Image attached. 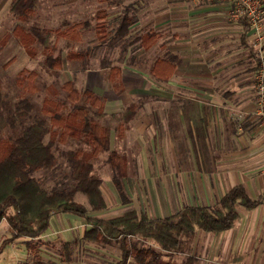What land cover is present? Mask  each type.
Masks as SVG:
<instances>
[{"label": "crops", "instance_id": "crops-1", "mask_svg": "<svg viewBox=\"0 0 264 264\" xmlns=\"http://www.w3.org/2000/svg\"><path fill=\"white\" fill-rule=\"evenodd\" d=\"M11 1L0 0V55L11 51L5 59L0 56V67L10 68L20 59L22 63L12 73L18 74L34 55L24 49L13 32L15 24H23L10 14ZM54 1L83 5L82 0ZM229 6L222 0L124 1L123 8L130 9L133 16L128 32L122 36L131 39L125 53L128 46L139 45L133 52L132 64L95 69L66 67L65 80L101 98L104 116H110L112 121L104 124L110 127V149L125 157L127 174L134 172L135 195H124L126 207L122 212L96 216L110 218L136 209L162 218L186 205L212 206L237 184L251 199L264 195V126L255 116L250 82L254 51L248 30L243 34L241 20L229 19ZM46 18L34 11L31 24ZM75 22L78 20L72 23ZM147 31L156 36L145 48L140 37ZM79 55L69 52L71 60ZM61 56V68L55 71L64 68L62 51ZM157 60L163 63L156 64V74L165 78L152 73ZM111 67L118 71L113 74ZM131 103V118L124 121L112 117V113ZM232 113H241V119L235 120ZM100 177L108 204L104 189L108 183ZM125 178L126 174L122 179ZM111 186L116 189L113 177ZM137 195L141 210L136 205L128 206ZM237 210L234 225L226 230L212 233L197 229L189 248L198 253L192 255L197 257L193 264H264V199L251 209L237 205ZM2 222L9 227L2 219L0 228ZM8 236L9 232L5 235L1 229L0 243ZM20 237L2 246L0 264H26L23 254L36 246L30 245L31 238L26 236L23 237L28 241L16 243Z\"/></svg>", "mask_w": 264, "mask_h": 264}, {"label": "trees", "instance_id": "trees-1", "mask_svg": "<svg viewBox=\"0 0 264 264\" xmlns=\"http://www.w3.org/2000/svg\"><path fill=\"white\" fill-rule=\"evenodd\" d=\"M37 1L12 0L9 6L10 14L15 19L25 20L34 15ZM105 16L103 10L94 15V18H99L95 22V29L100 40L105 39L106 27L103 21ZM94 18L75 23L65 19L62 21L66 24L64 29H49L39 25L37 21L26 29L17 23L13 27V32L27 52H34V43L40 45L44 55L41 68L50 72L52 69L61 68L62 64L61 49L53 36L79 40L80 30L92 24ZM240 20L245 34L249 28L248 22L244 17ZM132 21L133 16L125 11L115 28V35L124 36ZM155 36L156 33L153 31L145 32L140 37V44L148 48ZM254 57L256 58L255 53ZM158 63H163V60L155 62L152 73L159 78H165L166 75L156 74ZM111 71L114 74L118 68L111 67ZM35 75L36 72L23 68L15 80L21 84L24 79L30 81ZM62 87L67 91V98L75 103L73 110L64 112L61 101L44 97L41 106L43 115L24 126L14 137L0 139V220L5 219L10 227V236L1 241L0 249L19 236L31 239L40 236L49 227V219L53 213H71L84 218L86 224L90 226L84 232L86 239L103 244L118 243L120 257L114 264H193L192 255H187L182 262L177 263L163 259L162 254L186 252L195 238L197 229L212 233L226 230L234 225L238 216L237 205L251 209L264 199V195L256 199L249 198L244 187L237 184L212 206L186 205L162 218L148 216L136 209L126 210L121 215L110 218L87 214L85 206L73 196L78 191L82 192L92 210L105 207L101 191L102 179L94 167L97 156L106 153V162L115 170L113 183L122 196L124 194L121 179L126 174V159L110 149V127L89 117L85 106L77 103L81 95H84V99L96 107L94 115L102 118L105 112L101 98L90 89L78 91L71 80H65ZM3 103L0 100V114L3 111L1 108ZM29 107L26 99H20L12 112L23 115L25 112L22 109ZM133 108L134 105L131 103L122 111L112 113V117L126 121L133 116ZM44 114H48L47 117ZM6 118L12 125L14 119L10 110ZM69 137H83L91 146L89 151H83L78 146L60 150V154L70 165L72 186L43 187L33 172L41 168H55L58 144L65 142ZM132 237L154 242L158 250L152 245L139 246L136 240H130ZM129 257H132L133 261H129Z\"/></svg>", "mask_w": 264, "mask_h": 264}, {"label": "rangeland", "instance_id": "rangeland-1", "mask_svg": "<svg viewBox=\"0 0 264 264\" xmlns=\"http://www.w3.org/2000/svg\"><path fill=\"white\" fill-rule=\"evenodd\" d=\"M85 1L86 0L81 1L83 3L81 7L77 5L57 3L54 0L40 1L39 9L35 10V13H40V15L47 17L45 21L43 19L38 22L39 25L44 27L51 26L52 28L64 29L66 24L62 23V21L65 19H70L71 22L76 20H86L90 17L94 18L96 12L103 10L106 14V17L104 18L106 27L104 31L105 39L100 40L98 38L99 33L95 29V22L99 18H94L92 24L81 30V39H55L64 56V68L60 71L52 69L50 72H47L41 68L44 55L38 43H35V49L33 52L34 56L30 61L31 63L25 68L28 71L36 72L35 77L30 81L24 79L23 82L19 84L15 80L18 74H12L22 63L20 59L12 63L10 68L0 67V100L4 102V107L1 106L3 111L0 114V139L14 137L24 126L33 122L36 117L43 115L41 112V106L44 97H50L55 101H61L63 103L64 112L75 108V103L67 98V91L62 87V83L66 79L67 72L65 69L67 66L95 69L103 65L126 66L132 64L133 52L134 50H137L139 45L131 46L134 49L128 46L127 52L125 53L127 43L131 39H124L120 36H116L115 28L118 25L122 14L125 11L130 13V9L123 8L124 1L129 2L133 0H88L87 5H85ZM33 18L34 15L25 20H21L20 22L26 29H29L33 24H31ZM70 51L72 53H79L80 55L75 57L78 59L71 60V57L69 56ZM10 53L11 51L8 49L7 51L2 52L0 56L2 59H5ZM254 71L255 63L253 65L250 82L254 93L255 116L261 123V118L256 113L258 98L254 87ZM73 86L80 92L83 90L74 83ZM20 99H26L30 104L29 108L22 109L25 112L23 115L16 114L14 111L12 112L15 104ZM77 103L83 104L87 110L88 116L97 120L100 124L104 125L107 122H112L109 121L110 116L107 117L106 115V117L103 116L102 118L95 116L94 111L96 107L86 101L84 95H81ZM9 110L14 119L12 125L6 118ZM44 115L47 117L48 114ZM262 126H264V124H262ZM47 138L48 135L45 136V139ZM58 146L57 166L53 169L41 168L33 172V175L39 183L46 188H69L73 184V179L70 176V165L62 157L60 150L70 149L74 146L80 147L83 151H89L91 148V146L84 141L83 137H69L65 142L59 143ZM94 167L95 171L107 180L108 188L104 184V189L107 195L108 204L105 203V207L102 209L92 210L82 192H76L73 198L78 202L84 203L86 212L89 215L108 217L121 213L122 209L126 207L123 202L124 195L128 193L131 194L132 197L135 195L136 188L133 187L134 182L132 179L134 172L126 173V178L122 179L124 192H122V194H124L122 196L115 188L112 189L111 181L115 170L113 166L106 162V153H100L97 156L94 161ZM140 200L141 199H139V196L137 195L134 199L132 198L131 201H133V203L128 206H138ZM139 206L138 210H141ZM52 215V220L48 229L44 232V235L30 240V245L36 246V249H27V252L23 254L26 264H114V262L120 257V247L118 243H96L84 237V230L90 226L85 223L83 218L75 215L65 216L57 212ZM1 229H3L5 235H8V232L10 234V229L5 222H2L0 232ZM28 240L29 238L22 236L16 241V243L21 244ZM130 240H136L139 246L152 245L158 250L154 242L137 240L136 237H132ZM196 254L198 255V253L191 250L186 251L185 253H163L162 258L180 263L187 255ZM194 259H197V257H194ZM129 261H133L132 257H129Z\"/></svg>", "mask_w": 264, "mask_h": 264}, {"label": "built area", "instance_id": "built-area-1", "mask_svg": "<svg viewBox=\"0 0 264 264\" xmlns=\"http://www.w3.org/2000/svg\"><path fill=\"white\" fill-rule=\"evenodd\" d=\"M229 3V19L240 20L245 18L248 22V39L255 58V71L253 79L257 93L256 113L264 124V0H222ZM235 119L242 117L241 113H234Z\"/></svg>", "mask_w": 264, "mask_h": 264}]
</instances>
